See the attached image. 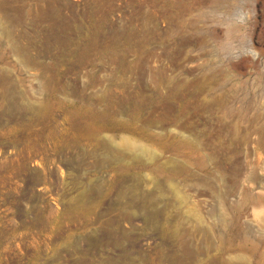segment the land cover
<instances>
[{
    "label": "rangeland",
    "instance_id": "rangeland-1",
    "mask_svg": "<svg viewBox=\"0 0 264 264\" xmlns=\"http://www.w3.org/2000/svg\"><path fill=\"white\" fill-rule=\"evenodd\" d=\"M0 31V264H264V0H0Z\"/></svg>",
    "mask_w": 264,
    "mask_h": 264
},
{
    "label": "bare ground",
    "instance_id": "bare-ground-1",
    "mask_svg": "<svg viewBox=\"0 0 264 264\" xmlns=\"http://www.w3.org/2000/svg\"><path fill=\"white\" fill-rule=\"evenodd\" d=\"M0 33H1V31H0ZM0 37H1V34H0ZM120 144L122 145V147L128 148L130 150H132L133 148H136V149L138 148L141 151V150H143V147H144L143 144H140L139 142H137V140H135L133 138H123L120 141Z\"/></svg>",
    "mask_w": 264,
    "mask_h": 264
}]
</instances>
